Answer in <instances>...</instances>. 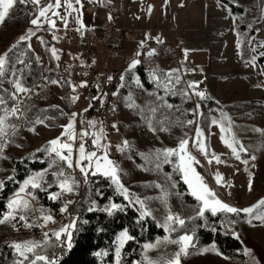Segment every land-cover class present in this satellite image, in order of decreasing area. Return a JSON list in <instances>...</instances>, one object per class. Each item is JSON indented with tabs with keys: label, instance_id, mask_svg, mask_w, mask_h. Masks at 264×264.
Masks as SVG:
<instances>
[{
	"label": "rangeland",
	"instance_id": "1",
	"mask_svg": "<svg viewBox=\"0 0 264 264\" xmlns=\"http://www.w3.org/2000/svg\"><path fill=\"white\" fill-rule=\"evenodd\" d=\"M225 1L240 7L242 12L232 14L227 6L219 0H180L179 8L168 11L163 18L162 25H157L159 30L156 27H152V29L143 27L140 30L124 29L122 31L121 28L115 26L118 18L113 12L110 13V19L105 24L106 26L85 28L93 32L97 44L101 47L114 45L123 36L126 54L140 60V64L137 66L142 67L150 86L149 89L144 86L143 88L138 87L131 83L132 74L125 72V83L116 96L112 120L117 127L108 137L105 135L106 139L102 141L108 144L109 158L122 169V183L131 193L142 199L155 198L161 195V189L155 186L160 184L168 192L167 200L171 210L182 216L194 215L197 201L189 194L179 172L174 171L173 166L168 163H162L157 169L153 164L146 162L140 153H149L157 148L174 147L178 139L185 134L190 141V150L202 161L200 165L195 166L196 171L204 177L205 182L214 190L218 198L241 208L249 207L264 198V77L258 63V60L261 59L264 67V55L261 54L264 52V48L260 47L264 43V0ZM27 3L30 4L29 0ZM19 5L21 3L16 0L13 8L9 10V14L3 21H0V54L8 51L11 64L15 65L17 75L22 77V83L33 89L36 85L45 84V77L57 78L54 60L51 58L49 50L46 51L49 61L44 68L34 62L39 66L40 71L36 83L30 84L29 79L22 72L25 67L31 65V62L26 61V58L30 53H34L32 43L39 32L36 31L30 40L20 42L19 46L13 47L17 45L19 37L31 29L29 20H26L23 9ZM237 33L241 40L240 54L236 48ZM249 40H251V45L255 46V51L251 50ZM141 42H143V47H140ZM152 49H155V54L146 55ZM184 49L189 50L186 57ZM137 51H140L142 55L135 57ZM253 56L256 58L254 66L248 63ZM17 57L25 62L23 68L16 69ZM97 63L109 68L120 66L119 61L110 59L103 54L97 57ZM128 64L124 66L125 70ZM153 66H158L163 71L178 69L181 79L180 83L175 85L176 95H166L163 89L154 88L146 71ZM134 71L137 75L136 69ZM7 75H11V71ZM193 80L199 82V90L206 92L207 99L201 101L196 96L185 99L179 94V90L187 89V83ZM36 88H38L36 91L29 94L30 99L21 94L23 96L22 104L34 105L31 114L46 109L44 115L57 118L45 121V123L53 125L52 127L37 125L36 134L28 132L21 125L20 137L23 139H17L19 143L23 144V147L10 146L6 149V155L14 160H20L60 133L62 129L59 125L65 123L66 120L65 117L60 116L59 109L65 113L72 111V103L68 99H62V97L72 94L68 84L64 83V86L61 87L47 83L43 88ZM0 89L14 91L7 79L0 83ZM187 90L191 93V89ZM149 92H156L168 104L173 105L172 109L161 108L155 117V119H159L163 114L168 117L169 121H172L167 131H156L155 133L149 131L147 124L137 114L138 110L134 111L125 106L124 97L129 93L139 105L143 106L152 101L154 97L148 96ZM197 102L201 104L202 115L196 117V120L199 121L201 129L204 131L209 152H215L224 163L218 164L213 160L209 164L204 161L195 149H191L195 124L181 125L177 122L181 118L192 119V114L188 110L193 109ZM52 105L58 106V109L51 108ZM221 112L227 116V119L223 121L224 124L229 126L230 122L232 133L239 144L246 149L245 152L240 153V160H237L231 154V150L221 142L219 128L216 125L209 126L212 118L221 119ZM89 115L92 120L96 121L98 129L100 127L98 110L94 107L89 111ZM156 127L158 128L159 125ZM124 140L128 141L129 148L123 152L118 151L117 145H122ZM84 142L86 150H93L90 136L86 137ZM78 144L77 140L74 150ZM253 156L254 160L251 159ZM11 159H0V178L12 175L13 163ZM243 160H247L248 163H243ZM217 171L228 183L223 186L215 183L213 176ZM249 173L252 174L250 188ZM168 174H171V179L168 178ZM176 176L184 184L193 203L183 199L176 185ZM173 182L175 187H172ZM85 186V184L79 185V191L73 199L79 200ZM39 194L46 196L43 192ZM47 202L49 204L52 201L47 199ZM39 203L48 208V205L43 203L40 197ZM146 203L153 210V216L156 219L149 218L155 223L157 219L162 220L165 209L161 200L146 199ZM33 204L35 206V202ZM103 206L104 204L99 207ZM69 207L74 211L75 206L70 205ZM133 209L135 210V208ZM257 212H264V209L254 210L253 216ZM52 214L55 220L58 219L57 217L60 218L59 221H56L58 225L62 219L59 208L57 213L53 212ZM240 214L244 215V219L235 214H228V217L236 220V223L231 225V229L238 234V240L242 244L243 260L225 258L213 251L201 252L199 249L210 245L198 246L193 241L195 247L189 248L188 255L181 256V264H253L252 259L244 254L245 248L251 250V255L260 261V264H264V223L257 219H252L249 223L247 215ZM22 225L23 222H17L16 228L13 229L11 223L0 224V249L3 245L8 246V242L13 240L42 238L39 227L24 228ZM55 226L51 223L48 225V227ZM225 233L231 235V232ZM176 235V233H171L170 238H175ZM53 250L54 248L48 251L50 256ZM175 251L176 245L162 241L157 247L150 249L147 255L152 259H160L169 257Z\"/></svg>",
	"mask_w": 264,
	"mask_h": 264
},
{
	"label": "snow or ice",
	"instance_id": "2",
	"mask_svg": "<svg viewBox=\"0 0 264 264\" xmlns=\"http://www.w3.org/2000/svg\"><path fill=\"white\" fill-rule=\"evenodd\" d=\"M16 0H0V21H3L9 14V10L13 8ZM28 0H19V3L26 4ZM91 2V0H90ZM31 3L38 8L35 18L30 20V24L35 26V30L29 29L28 32L19 37L17 45L20 42L28 41L35 35L36 31L41 30L42 25H46L47 30L56 29L58 19L61 24L66 28L68 26V17L71 12H79V9L74 5H80L81 0H47L44 6H40V0H31ZM151 7V6H150ZM63 9V12L58 11ZM55 18V19H54ZM77 24L81 21L77 17ZM83 26V25H81ZM257 31H259L257 29ZM37 39H41L37 37ZM53 39L56 36L53 35ZM41 43L44 41L41 39ZM251 45V40H249ZM30 47V45H29ZM140 47H143L141 42ZM264 48V43L260 45ZM236 48L238 54H240L241 40L239 33H237ZM251 50L255 51V46L251 45ZM11 51V49H9ZM51 58L59 60V55L56 48H50ZM188 49H184L185 57ZM155 54V49H152L146 55L150 56ZM264 55V52L261 53ZM23 54L21 53V56ZM142 53L137 51L135 57L141 56ZM255 56L251 58L248 63L255 64ZM39 62V59H38ZM17 64H23L24 61L17 57ZM140 64V60L137 58L131 59L129 62L126 73H131V83H134L140 88H143L141 80L135 73L136 66ZM11 71V75H7ZM22 71V70H21ZM150 82L157 90L163 89L164 93L176 95L177 90L175 85L180 83V75L178 69H168L163 71L158 66H153L151 69L146 70ZM5 79L11 84L14 91L9 92L7 89H3L5 93L12 101L11 105L8 103V99L4 94H0V159H11L6 155V149L10 146L16 148H22L23 144L18 142L17 138L20 137L21 125L28 131L36 134L37 125H43L44 127H52L45 123L48 120H55L57 117L44 115L47 110H40L30 115L33 106H29L27 103H21V94L30 99L29 94L33 91L32 88L25 86L22 83V77L17 75L15 65L11 64L8 51L0 54V83ZM108 81L112 80L111 76L107 77ZM120 83L117 91H113L112 95H118V89L124 86L125 73H121L119 77ZM45 84L50 83L53 85L64 86L67 83L71 88L72 94L68 97H62V99H68L71 103H76L79 96L76 94L77 87H84L87 85V81H81L79 85L73 84L70 80L61 81L59 79L44 78ZM45 84L36 85V87L43 88ZM99 89V85H97ZM187 89H191V93ZM187 89L179 90V94L185 98L190 99L191 96H196L199 100L207 99L205 91L199 90L198 81H189L187 83ZM148 96L154 97L150 102L145 103L143 106L136 103L131 93H129L125 100V106L136 111L141 119L147 124L148 130L155 133L156 131H167L172 121L168 120V117L161 114L159 119H155L157 112L161 108L172 109L173 105L168 104L166 100L156 92H149ZM93 100L97 99L96 96L92 97ZM101 103L103 98L101 97ZM51 108L58 109V106L52 105ZM92 107L91 103L88 105ZM201 104L197 102L193 109L188 111L192 114V119H179L177 122L181 125H193L195 124V135L191 140V149H195L199 156L203 157L204 161L209 164L215 160L218 164L224 163L220 160V157L215 152H209V147L205 142L204 131L201 129L199 121L196 117L202 115L200 112ZM83 111H87L84 109ZM147 113V115H145ZM59 114L65 117L66 122L59 125L62 129L58 135L47 140L41 147L35 149L33 152L27 154L20 159V163H24L27 160H40L46 164V167H42L38 170L29 171L22 180H19L18 187L7 198L4 209L6 211H0V224L11 223L13 229L16 228L17 222H23L24 228L39 227L41 229V239H26V240H13L8 242V247L12 250L14 260L13 264H60V257L53 253L51 256L48 254L49 248H59L61 255H69L73 250V235L75 231L79 230L78 225L87 224L88 221L83 219L79 209L84 208L87 212L102 211L108 216H113L117 211H124L126 207H133L137 212V223H142L146 217L153 216V210L148 207L146 199H159L161 200L165 209V215L162 220L157 219V227H161L165 235L157 237L155 242L144 243L141 251V259L139 261H133L132 264H181V256L189 254V248L195 247L193 243L195 237L194 229H189L187 223L191 222L195 218H199L204 221V224L198 225L199 227L207 226L206 213H210L212 216L221 214L222 219L220 222V228L225 232H231L234 238H239L238 234L231 229V225L236 223L235 219L228 217V214H235L239 216L240 213H244L248 217V222L251 223L252 219L260 220L264 223V212H257L253 216L254 210L264 209V198L258 200L255 204L249 207H236L222 199L218 198L216 193L205 182L204 177L196 171L195 166L202 163L201 159L189 148V138L185 134L178 139L177 144L174 147H163L151 150L149 153H140L141 157L148 163L153 164L157 169L160 168L162 163H168L173 166L174 171H178L184 184L187 186L189 194L197 201L194 215L182 216L178 212H174L168 205V192L160 185L156 184L157 188L161 189V195L155 198L148 197L145 199L140 198L134 193H131L129 189L122 183L121 172L122 169L119 165L111 160L107 154L108 144L103 143L106 139L103 125L97 129L96 121L92 119L84 120L81 118L77 120L78 116H82V113L70 111L65 113L62 109H59ZM227 119L225 113L221 112V119L212 118L210 125H216L220 130L221 142L231 150V154L240 160V153L245 152L246 149L243 145L239 144V141L235 138L231 131L230 122L229 126L224 124V120ZM80 124V130L77 132V124ZM156 125H159L157 128ZM113 128H116V124L113 123ZM257 131H260L257 129ZM92 138V149L86 150L85 138ZM79 141L78 147L74 150V144ZM239 145V147H237ZM129 148L127 140H124L122 145H117L118 151H125ZM37 153L43 154V159L37 155ZM255 159V157H251ZM243 163L247 164V160H243ZM79 170L83 176V182L85 185L89 184L90 176H102L109 181L110 186L113 188L114 194L122 196L123 200L127 202V205L122 203H116L111 197L101 208L97 205L95 199L90 196L85 197L82 201H76L73 197L79 191L80 182L74 177L71 171ZM147 170V169H146ZM16 169H12V175L0 178V191L5 188V181H13L15 177ZM168 178L171 179V174H168ZM217 185L223 186L228 183L224 181L220 172H216L213 176ZM252 183V174H248L249 188ZM172 187H175L173 182ZM55 190H49V189ZM91 191V190H90ZM43 192L46 194L47 199L52 202H59V214L61 215V222L57 225L53 213L50 208L44 207L39 203L38 194ZM97 195L102 193L97 190ZM35 202V206L33 204ZM87 205L84 207V205ZM70 205L76 207V211L70 209ZM56 225L55 227H48L49 224ZM101 231V229H97ZM212 231H216V228H212ZM171 233H178L175 238H170ZM135 237L129 233L127 228L122 229L116 235L111 244V250L113 252V264H122L123 255L122 249L128 241L134 240ZM171 243L176 245V251L167 258L152 259L147 255L150 249L157 247L161 242ZM199 251H213L218 255L220 254L215 247V244L199 249ZM244 254L249 256L253 264H260L254 256L251 255V250L244 249ZM94 256L100 258L108 255V250L101 249L93 253Z\"/></svg>",
	"mask_w": 264,
	"mask_h": 264
},
{
	"label": "trees",
	"instance_id": "3",
	"mask_svg": "<svg viewBox=\"0 0 264 264\" xmlns=\"http://www.w3.org/2000/svg\"><path fill=\"white\" fill-rule=\"evenodd\" d=\"M219 1L227 6L232 14L242 12V9L238 6L225 0ZM19 6L22 7L27 21L34 16V9L29 3L21 4ZM35 59L36 57L34 53H30L26 58V61L31 62V65L25 67L22 71L29 79L30 84L36 83L40 76L39 66L34 63ZM258 63L261 66V71L264 77L262 60L259 59ZM136 72L143 86L149 89L150 86L142 67L137 66ZM0 94H4L5 98L8 99L7 95L3 93L1 89ZM8 103L11 105L12 101L8 99ZM37 155L43 159L42 153H37ZM11 161L13 163V168L16 169V179L11 182L5 181V188L0 191V211L6 210L4 209V204L9 195L16 189V187H18L17 182L19 180H22L29 171L46 167V164L39 160H27L24 163H20V160L14 159H11ZM175 180L178 191L183 196V199L187 202L193 203V200L188 195L182 181H180L177 176L175 177ZM89 181V184L85 186L78 201H82L85 197L90 196L92 199H95L100 206L107 203L108 198L111 197L114 202L127 205V202L124 201L121 196L114 194L113 188L110 186L109 181L106 178L99 175L91 176ZM97 190H99L102 195H97ZM38 196L43 203L48 205V208L53 210L54 213L58 212L59 202H50L48 204L45 195L38 194ZM86 206L87 205L85 204L84 207ZM75 211L76 207L74 208V212ZM79 211L83 219L87 220L88 223L78 225L79 230L75 231L73 235V250L69 255L62 256L60 264H112V241L114 240L115 235L125 228L129 230V233L133 235L135 239L128 241L125 244L124 249H122V264H132L133 261H139L141 259V246L144 243L153 242L157 237L162 238L165 235L163 229L157 227V224L149 217H146L142 223H137V212L132 207H126L124 211H117L113 216H108L102 211L87 212L84 208H80ZM206 217V227L198 226L204 224V221L199 218H195L187 223V227L189 229H194L195 231L194 242L198 246L215 244V247L221 256L233 260H243V247L240 241L230 234L225 233L224 230L220 228V222L222 219L221 214L212 216L210 213H206ZM239 217L244 219V215L242 214H239ZM98 228L101 229V231H97ZM212 228H216V231H212ZM51 249L52 248H49L48 251ZM101 249L108 250V255L100 258L93 255L95 251ZM13 260L14 256L12 250L8 246L3 245L0 249V264H13Z\"/></svg>",
	"mask_w": 264,
	"mask_h": 264
},
{
	"label": "built area",
	"instance_id": "4",
	"mask_svg": "<svg viewBox=\"0 0 264 264\" xmlns=\"http://www.w3.org/2000/svg\"><path fill=\"white\" fill-rule=\"evenodd\" d=\"M54 33L51 31H40L33 39L32 47L34 55L36 56L35 62L44 68L48 63L46 51L50 48H56L59 55V60H54L56 78L63 81L70 80L73 84L79 85L81 81H87L84 87H77L76 94L79 99L76 103H72V111L82 113L78 116L79 121L83 118L85 121L91 119L89 111L94 107L98 110V119L100 126L103 125L104 133L108 137L114 130L113 115L115 111L116 96L112 95L113 91H117L120 83L119 77L121 73H125L124 66L133 59L125 52L124 37H120L114 45L101 47L97 44L93 32L88 29L67 31L63 37L62 44H58V40L53 39ZM44 43H41V39ZM58 42V43H57ZM105 55L110 59L119 61L120 66L117 68H109L97 63L99 55ZM39 59V62H38ZM23 64H18L16 69L23 68ZM111 76L112 80L108 81L107 77ZM67 84V83H66ZM99 85V89L97 88ZM122 87L118 89V92ZM38 88L34 87L33 91ZM96 96L97 99L93 100L92 97ZM101 97L103 103H101ZM23 96L20 97L22 103ZM91 103L92 107L88 105ZM87 109V111H83ZM81 125L77 124V132H79ZM114 150V148H111ZM71 171L74 177L83 185V176L79 170ZM58 216V214H57ZM56 221H59L60 218ZM62 258L59 248H54L52 254ZM51 254V255H52Z\"/></svg>",
	"mask_w": 264,
	"mask_h": 264
},
{
	"label": "crops",
	"instance_id": "5",
	"mask_svg": "<svg viewBox=\"0 0 264 264\" xmlns=\"http://www.w3.org/2000/svg\"><path fill=\"white\" fill-rule=\"evenodd\" d=\"M30 5L34 9V16L38 11V8L31 3ZM47 0H40V6H44ZM180 0H81L80 5H74L79 12H71L68 17V26L65 28L61 22L57 19V28L50 30L54 33L58 40V44H62L64 34L66 31L80 30L90 27L102 28L106 26L110 19V13H114L118 19L117 28L140 30L143 27H156L162 25L164 16L168 11L179 8ZM151 6V7H150ZM58 11L63 12V9ZM79 18L80 24L75 21ZM30 19V20H31ZM55 19V18H54ZM29 27L35 30V26L30 24ZM137 24V25H135ZM83 25V26H81ZM49 31L46 29V25L41 26L40 31ZM155 31V30H153ZM161 31V30H160Z\"/></svg>",
	"mask_w": 264,
	"mask_h": 264
}]
</instances>
